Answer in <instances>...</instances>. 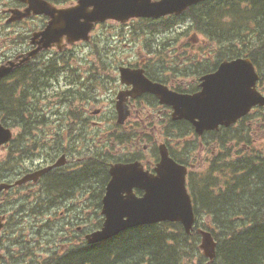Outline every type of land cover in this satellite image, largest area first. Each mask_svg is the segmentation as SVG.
I'll use <instances>...</instances> for the list:
<instances>
[{"label": "rangeland", "instance_id": "374dc122", "mask_svg": "<svg viewBox=\"0 0 264 264\" xmlns=\"http://www.w3.org/2000/svg\"><path fill=\"white\" fill-rule=\"evenodd\" d=\"M8 5L9 0H0V11ZM32 22L27 21V24L16 23L6 26L5 19L0 18V65L20 55V53L27 52L32 28L35 27ZM160 24L165 23L132 21L120 26L110 22L97 26L91 33L90 41L67 47L65 64L61 60H56L58 56L56 57L53 50L46 55L39 56L35 61L32 59L38 70L43 67L41 61L46 57L51 59L48 61L49 63H45V66L54 64V67H63L55 72V74L60 72L57 76L48 77L50 86L44 91L43 95L38 94L40 107L51 117L56 112L62 114L70 110L78 112L80 106L86 105L79 100L80 89L76 87L74 94L70 97L71 102L68 103L73 104L72 106L66 102H60V100L69 88L70 82H80V78L73 77V74L80 73L82 77L92 78L93 86L98 89L97 102H94L91 108H102V112L105 113L109 110L108 107L111 102L113 103L117 92V84L113 80L118 78V73L115 72L118 64L143 65L148 67L147 70L150 73L159 71L158 74L163 78H167V83L170 86L177 85L183 88L194 84L199 78L195 75L197 64L204 65L202 70L212 66L218 58L219 46L205 35L197 33L187 19L175 20L170 27H167V25L161 26ZM24 37H28V39H24ZM173 66L177 69H186L187 74L179 76L177 72H169ZM66 68L79 69L80 71H74L73 73ZM41 78L43 81L47 77ZM141 114L140 118H144V115H148V111L144 109ZM94 121L102 122L101 127H106L101 116H95ZM155 121L153 126L150 124L145 128L138 119L132 118L131 140L127 142L115 138L117 136L105 135L101 130L90 129L87 138L91 140L92 155L80 146L81 135L68 137L71 143L75 138L78 141H74L71 144L72 147L68 149L71 153H66L68 165L65 170L76 175L75 172L80 171L87 161L88 165L98 163L101 166L99 160L108 163L114 161L117 157H124L130 153L137 157L139 161L147 164L150 159L149 147L153 142L156 145L163 142L166 136L157 128L159 125ZM70 122L71 120L67 119L61 126L59 124L54 125L55 130L58 127H65ZM154 125L157 127L155 128ZM49 126L52 127L51 124ZM13 129L14 134L18 135L20 133L19 129ZM169 133L172 136L171 130H169ZM237 133L246 134L247 139L244 140L246 146L241 142L236 143L234 139L227 144V147H231L229 152L225 151V147L221 142L202 145L199 150L193 152L198 159L199 169L196 170H202L213 160L214 155L220 153L225 155L218 162L222 164L223 170L233 160L254 159L255 152L257 154L255 156L256 164H263L259 160H264V109L251 111V116L246 121L245 126L237 127ZM58 136L61 146L67 145L64 137L62 135ZM47 137L45 136V138ZM77 137L79 138L77 139ZM172 137L177 140L181 139L176 136ZM109 144H113V146L108 147ZM100 146L108 154L110 149V152L114 155L111 153L109 154L111 156L106 157L96 153ZM33 150L29 159L25 156L19 158V155L13 151L6 164V160H3V153L0 152V183L3 179L5 167L11 172L24 173V171L33 168L31 163L36 164L45 159V152H42L39 148ZM230 179L231 175L225 174L219 179L218 183L224 185ZM73 182L74 185L77 183L76 180ZM71 189V192L64 198L43 197L36 199L27 197V194H24L25 197L18 201L9 197L5 198L3 193H0L2 210L6 213L8 220L12 222L4 230L7 236L2 239L0 264H40L53 253L62 254L69 247L79 244L80 234L94 230L99 216H96V202L92 195H96L97 192H90L88 186L85 185L83 189L78 191L75 188ZM16 221L17 223H15ZM199 222V227L211 224L207 216L199 218ZM77 227L82 229L79 233L76 230ZM199 243L198 238L197 246H199ZM201 257L199 252L196 251L194 255L186 258L184 263L203 264L204 261L200 262Z\"/></svg>", "mask_w": 264, "mask_h": 264}, {"label": "trees", "instance_id": "16d2710c", "mask_svg": "<svg viewBox=\"0 0 264 264\" xmlns=\"http://www.w3.org/2000/svg\"><path fill=\"white\" fill-rule=\"evenodd\" d=\"M182 18L190 21L197 33L205 35L219 46L214 67L223 60L249 58L260 75L259 90L264 92V0H206L190 7L180 17L162 18L156 22H163L165 24L161 26L170 27L175 20ZM65 55H58L57 60L65 64ZM199 66L200 63L195 71L197 75L208 69L202 70L204 65ZM50 67L51 64L44 65L38 70L31 61L14 69L8 78L0 82V122L3 125L18 127L23 118L25 121L37 120L35 114L43 112L38 94L43 95L48 88ZM59 68L54 67L56 71ZM66 69L74 73V68ZM173 71L179 76L187 74L186 69L174 66L169 72ZM146 72L154 80H166L158 74L159 71L154 74L148 70ZM44 76L47 78L42 81L41 77ZM73 77H76L75 74ZM69 85L72 88L61 96V100L68 102L74 94L73 90L83 87L81 82H70ZM80 95H90V87ZM170 125L174 123L170 122ZM175 136L187 138V135ZM189 145L192 148L194 144L186 142L185 147ZM259 162L263 164L257 165L252 158L233 161L225 169L231 175L230 181L218 190L212 188L218 184V175L212 177L207 174L200 181L197 197L193 194L195 184L192 178L195 176L189 175L188 188L197 221L203 216L210 219L211 224L202 225L201 228L210 232L216 241V256L210 264H264V160ZM92 169L91 164L87 165L85 175L81 176L85 180L82 179L81 184L74 185V175H66L61 178L62 181L58 178V181L50 184V188H45L51 191L52 187L54 192L64 190L69 193L71 188L78 191L85 185L90 192L100 191L104 184L101 183V176L92 175ZM210 169L223 173L222 167ZM95 202L96 210L99 211L98 195ZM196 228L186 235L178 223L135 227L92 245L82 240L79 245L70 247L60 255L53 253L40 264H185V259L196 251L202 256L197 246L199 236ZM201 261L207 264L203 257Z\"/></svg>", "mask_w": 264, "mask_h": 264}, {"label": "water", "instance_id": "95a60500", "mask_svg": "<svg viewBox=\"0 0 264 264\" xmlns=\"http://www.w3.org/2000/svg\"><path fill=\"white\" fill-rule=\"evenodd\" d=\"M18 1L27 4V8L24 12L11 10L9 22L31 14L47 15L50 21L44 30L32 34L30 45L35 46L32 51L0 65V81L42 50L53 46L61 50L66 44L88 41L89 33L97 23L106 20L124 23L134 18L158 19L180 15L187 7L204 0H77L76 5L66 9L52 8L40 0ZM63 40L66 42L64 45ZM119 71L121 83L131 86L130 91L118 95L117 109L120 115L125 110L120 106L124 96L135 98L149 93L160 104L171 107L172 120L188 121L197 134L205 130H216L219 126L228 127L245 116L253 106H264V96L255 89L259 77L247 58L220 63L215 72L200 79L201 91L194 95L168 91L164 86L146 79L142 70L120 68ZM125 116L122 115L121 121ZM10 138V130L0 123V146ZM159 154L160 161L154 174L144 171L138 162L111 166L110 180L102 198L101 214L104 221L99 230L86 235L87 244L108 240L136 226L160 222L180 223L184 232L190 233L194 214L185 189L186 170L168 158L164 146L159 147ZM59 165L58 162L54 167ZM50 168L28 174L15 184L35 182ZM6 188V185H0V190ZM133 189L142 191L143 195L136 197ZM200 234L199 248L206 258L212 260L216 244L208 233Z\"/></svg>", "mask_w": 264, "mask_h": 264}, {"label": "flooded vegetation", "instance_id": "af4514ba", "mask_svg": "<svg viewBox=\"0 0 264 264\" xmlns=\"http://www.w3.org/2000/svg\"><path fill=\"white\" fill-rule=\"evenodd\" d=\"M40 1L47 3L49 6H51L52 8H55V9L70 8L74 5H76V3H77V0H60V1H58V0H40ZM153 1H157V0H153ZM26 8H27V4H25L23 2H20L18 0H9V5L6 7L4 6L3 10L0 11V18L5 19V22L7 23V19L9 18V14H7L8 10H18L20 12H24V10ZM159 20H162V19H159ZM159 20L132 19V20H129L125 23H119V22H115L113 20H108V21H105L104 23L99 24L97 26L105 25V24H108L110 22L122 26V25H124L128 22H132V21H143V22L153 23V22H156ZM27 21H30V22L33 21L32 23H34L35 27L32 28V32H31V35H32L34 33H37V32L44 30L45 27L47 26V23L50 21V18L44 14H39V15H32L31 14L30 16H28L25 19L17 20L16 22H11L9 24L7 23L6 26L16 24V23L27 24ZM20 38H21V36H20ZM24 39H28V37H24ZM78 43H80V42H77L75 44H78ZM62 44L63 45L65 44L64 40H63ZM75 44H73V45H75ZM33 47L34 46H31L29 44L28 50L33 49ZM67 47L65 45L64 48H61L62 50H59L56 46H54L51 49H49L48 51H42V52L38 53L36 55L37 56L36 59L39 56H43V55L48 54L52 50L54 51V53L56 54V57H57L58 55L65 53ZM50 59H51L50 57H46L45 59H43L41 61L43 63L41 65L44 66L45 63L48 62ZM54 59H56V58H54ZM122 66L128 67L130 69L142 68L144 71V75L147 77V79H149L153 82H157V80L152 79L148 75V73L146 72L148 67H144L143 65H138V64H126V65L118 64L115 68V71H117V73H118V78H117V80H115V79L113 80L117 84V88H116L117 92H116L115 99H114L113 103L111 102V105L108 107L109 110L104 113V112H102V108H100V109L99 108H95V109L91 108L94 105L93 103L97 102V91H98V89H96L93 86V79L92 78L89 79L88 76L82 77V74H80V73L75 74V76L77 78H80L79 81L83 85V87L82 86L78 87V89H80L81 93L84 91H87V88L90 87V95H86V97L83 95H80V97H79V100H81L86 105L80 106L78 112H75L74 110L65 111V113H63V114L56 112V113H53L52 114L53 117H51L48 113L43 111L39 114H35L37 120L25 121V119L23 118V122L18 127L10 128V130L12 132L11 139L9 140V142L5 143L4 145H2L0 147V152L3 153V156H4L3 160H6L5 164H6L7 160H9L10 155L12 154L13 151H15V153H17L19 155V158H21L22 156H25V158H28V159L30 158V155L34 151L33 149L39 148V149H41L42 152H45L46 154L44 153L45 159H43L42 161H39L36 164L31 163L33 168L30 170L24 171V173L11 172L6 167L4 168L3 179H2V182L0 184L7 185V188H6V190H1L0 193H3V196L5 198L9 197L12 200L18 201V200L23 199L25 197L24 194H27V197H36V198H43V197H46V198L47 197L48 198H51V197H53V198L61 197L62 198L63 197L64 198L65 196L68 195L67 192H58V191L54 192L55 190L52 191L53 188L51 187V189H52L51 191L54 192V193H52L51 191H48L45 187L49 186L47 188H50V186H51L50 184L52 182H54L55 180L57 181L58 178L60 180H62L61 178L65 177L66 175H70L72 177L73 173L67 172L65 170L66 166L68 165L66 153H68L69 152L68 149H70V147H72L71 144L74 141L77 142L78 140H76V138H75L73 140V142L71 143V140L68 139V137L70 138V136L81 135L82 139H80V144H81L80 146L84 147V149L88 150V152L91 153V155H92L93 154V148L90 144L91 140L87 138L88 134H90V129H96L98 131L101 130L103 132V134H105V135H109V136L112 135L113 137L117 136L115 138L119 139L120 141L127 142V141L131 140V119L132 118L138 119L140 121V124L142 126H145V128H147V126L150 124L153 126V124H154L153 122L156 120L155 123L158 122L159 126L157 127L156 125H154L155 128L156 127L159 128V130L162 133H164L165 135L168 134L165 137V140L162 143V145H164V147L166 148L167 154L171 159L175 160L178 164L187 168L186 186H187L189 175L193 174L195 176L194 179L192 178V181H194V184H195L194 189H193V194L196 197L198 196V190H199V187L201 186L200 181L203 178V173L206 171V168L213 167L212 165L215 164V161L217 159H220L221 157H224L225 155H223L222 153H220L219 155H214L213 160L207 166H205L202 170L197 171L196 169H199L198 164H197V162H198L197 155L192 154L191 159H188V158H190L188 154H182V152H179L180 149L178 148V144L174 143L172 136H175V135H181V136L187 135V137L191 136L192 142L194 144L193 152L197 149L199 150V148L202 145H210V144L216 143V142H221L222 145L225 147V151L229 152L231 147H227V144L229 142H231L233 137H234V140L236 141V143L241 142V143L245 144L244 146H246V143L244 142V140L247 139L246 134L237 133V127L238 126L244 127L242 125V121L241 122L238 121L233 127L228 128V129L221 128L218 131H203L201 134H197L195 132L194 127L191 126V124H189L187 121L182 120V119L171 120V109L167 106L159 104V102L156 100L155 97H153L147 93L141 95L140 97H138L136 99H132L131 97H125L124 96L123 101L121 103V107L125 108V110L122 109L124 111V114H122V115H126V116L121 121L122 115L119 114V112L117 110V106H116L117 97H118V94L120 92H126L130 88V87H127L126 85L123 86L119 82V71H118V69ZM59 67L63 68L62 66H59ZM216 68H217L216 66L214 67L212 65L211 67H209L207 69V71H205V73L197 75V77L203 76V75L208 74V73H212L216 70ZM55 71L56 70L54 69V64H52L50 67V70H49V76H51L52 78L54 76H57L58 74L56 75ZM74 71H80V70L74 69ZM152 73L154 74L155 71ZM199 78H197V81L194 82V84L189 85V88H188V86H184L183 91L187 94L193 93L194 88L192 89V86H195V89H196L195 92L198 91L199 90V87H198V79ZM47 80H48V84H49L48 87H49L50 86V83H49L50 79H47ZM158 81L160 82L159 79H158ZM161 83L168 86L169 90L171 89L172 91H174L172 85L170 86L167 82H162V81H161ZM71 88H72V86L69 85V88L67 90H69ZM74 91L75 90H73V92ZM60 102H66L67 104H69L71 106L73 105V104L68 103V101L65 99L60 100ZM69 102H71V100H69ZM144 109H146L148 111V115H144L145 116L144 118H140V115H142L141 113H143ZM95 116H97V117L101 116V119H103V122H105L106 127H101L102 122L94 121ZM26 117L27 116H25V118ZM67 119L71 120V122L68 125H66L65 127H58V129L55 130L54 125L59 124V126H61L64 124V122ZM170 122L174 123V125L171 126ZM50 124L52 125L53 128L49 126ZM135 124H137V123L135 122ZM177 125H178V127H177ZM13 128L19 129L20 133L18 135H16V133L14 134ZM169 130H171L172 136L170 135ZM234 132H235V134H234ZM58 135H60V136L62 135L64 137V140L67 141V145L61 146L60 143H58V140H57ZM45 136H48V137L45 138ZM156 143H157V141H156ZM102 144H104V143H102ZM110 146H113V144L108 145V147H110ZM160 146H161L160 143H158L156 145L153 142L151 147H149L150 159H149L147 164H144L143 162L136 159L137 161H139L143 165V168L149 174H154V169L159 162V159H160L159 147ZM130 148H131V146H130ZM144 149H146V148H144ZM151 150H152V152H151ZM108 152H109V154L112 153V152H110V149ZM69 153H71V151ZM96 153L105 155L106 157L111 156L108 153H106L105 151H103L101 146L98 149V151H96ZM130 156H131V153L127 156H124V157H117L116 159H114V161L108 162V163H104L102 160H99V164H101V166L98 165V163H92L91 164L92 168L95 169V170L92 169L93 170L92 175L93 176H95V175L101 176V183L104 184V187L100 191H97V193H96V195H98V197H99V204H100L99 211L96 213V216L101 217L100 216L101 198L103 197L105 186L108 183L109 178H110L109 177V168L115 164H130L131 163V157ZM186 158H187V160H186ZM58 162L60 163V165L54 167V165H56ZM47 167H52V168H50L47 172H45L44 174L39 176L35 182L27 181V182L20 184V185L15 184V182L21 180L26 175L40 171L41 169H44ZM86 168H87V164L83 165L81 170L78 171L79 175H78V172H75L76 175H74V178L76 181L78 179L77 183L81 184L82 179H83V181L85 180V178H83L81 176L85 175ZM48 181H49V183H48ZM83 188L84 187H82L81 189H83ZM62 189H63V187L60 188V190H62ZM194 190H196V192ZM134 192L138 194L139 191L135 190ZM96 195H94V197H93L94 199H95ZM0 201H1V198H0ZM2 208L3 207H1V204H0V251L2 248L1 247L2 239H5V236H7L6 233L4 232V230L6 229V227H9L12 224L11 220H8V217H7L6 213L2 210ZM15 223H17V221ZM76 230L79 233L82 229L80 227H77Z\"/></svg>", "mask_w": 264, "mask_h": 264}, {"label": "bare ground", "instance_id": "6f19581e", "mask_svg": "<svg viewBox=\"0 0 264 264\" xmlns=\"http://www.w3.org/2000/svg\"><path fill=\"white\" fill-rule=\"evenodd\" d=\"M39 89V88H38ZM189 159V158H188ZM186 160H187V158H186ZM264 216V215H263Z\"/></svg>", "mask_w": 264, "mask_h": 264}]
</instances>
